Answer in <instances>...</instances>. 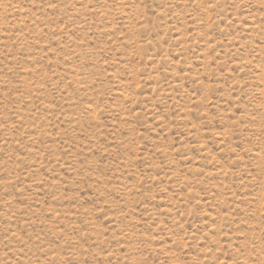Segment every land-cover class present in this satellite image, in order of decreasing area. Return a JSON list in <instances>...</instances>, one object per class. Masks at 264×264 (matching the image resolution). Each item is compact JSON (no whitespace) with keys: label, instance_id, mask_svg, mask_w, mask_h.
<instances>
[{"label":"rangeland","instance_id":"374dc122","mask_svg":"<svg viewBox=\"0 0 264 264\" xmlns=\"http://www.w3.org/2000/svg\"><path fill=\"white\" fill-rule=\"evenodd\" d=\"M0 264H264V0H0Z\"/></svg>","mask_w":264,"mask_h":264}]
</instances>
